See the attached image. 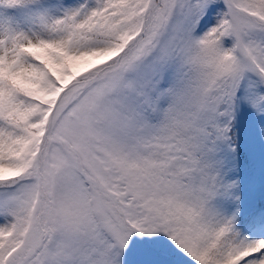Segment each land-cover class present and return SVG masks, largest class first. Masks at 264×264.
Segmentation results:
<instances>
[{
  "label": "snow or ice",
  "instance_id": "obj_1",
  "mask_svg": "<svg viewBox=\"0 0 264 264\" xmlns=\"http://www.w3.org/2000/svg\"><path fill=\"white\" fill-rule=\"evenodd\" d=\"M0 264H264V0H0Z\"/></svg>",
  "mask_w": 264,
  "mask_h": 264
}]
</instances>
